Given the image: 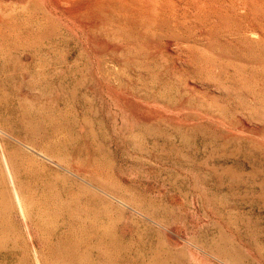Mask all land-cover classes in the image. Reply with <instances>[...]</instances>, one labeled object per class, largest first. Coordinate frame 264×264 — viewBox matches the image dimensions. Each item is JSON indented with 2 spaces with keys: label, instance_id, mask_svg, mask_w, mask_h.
Masks as SVG:
<instances>
[{
  "label": "rangeland",
  "instance_id": "obj_1",
  "mask_svg": "<svg viewBox=\"0 0 264 264\" xmlns=\"http://www.w3.org/2000/svg\"><path fill=\"white\" fill-rule=\"evenodd\" d=\"M134 1L0 0V264H264V0Z\"/></svg>",
  "mask_w": 264,
  "mask_h": 264
},
{
  "label": "bare ground",
  "instance_id": "obj_2",
  "mask_svg": "<svg viewBox=\"0 0 264 264\" xmlns=\"http://www.w3.org/2000/svg\"><path fill=\"white\" fill-rule=\"evenodd\" d=\"M111 1V0H110ZM134 1V0H133ZM124 2V1H123ZM126 2V1H125ZM135 2V1H134ZM141 1H139L138 3H140ZM101 3V2H100ZM107 3V2H106ZM110 3V2H109ZM131 2H129L128 4H130ZM127 4V3H126ZM102 5V4H101ZM101 5H99V6H101ZM139 5V4H138ZM145 5V4H144ZM158 5V4H157ZM97 6H98V4H97ZM96 6V7H97ZM102 6H104V4L102 5ZM101 6V7H102ZM105 6H106V4H105ZM104 6V7H105ZM150 6V5H149ZM103 7V8H104ZM111 7H112V4H111ZM118 7V6H117ZM120 7V6H119ZM124 6H122V8H123ZM134 7H135V5H134ZM141 7V6H140ZM153 7V6H152ZM129 8V7H128ZM141 8H143V5H142V7ZM148 8V7H147ZM155 8V7H154ZM159 8V7H158ZM106 9V8H105ZM114 9H115V7H114ZM112 10V11H114L115 12V10ZM124 9H125V7H124ZM130 9V8H129ZM146 9V8H145ZM145 9H143L144 11H145ZM126 10V9H125ZM124 10V11H125ZM142 9H141V11H143ZM159 10V9H158ZM100 11H102V10H100ZM124 11H120V12H123V15L126 13V12H124ZM118 12H119V8H118ZM129 12V11H128ZM132 12V11H131ZM135 12H137V10L135 11ZM146 12V11H145ZM145 12H143V14L145 13ZM155 13H156V11H154ZM104 13V12H103ZM111 13V12H110ZM109 13V14H110ZM142 12H140V14H141ZM105 14H107V13H105ZM133 14H134V12H133ZM133 14H131V15H133ZM137 14V13H136ZM102 15V14H101ZM119 14H117V16H118ZM126 15V14H125ZM137 15H139V14H137ZM155 15V14H154ZM156 15H158V14H156ZM108 16V15H107ZM120 16V15H119ZM119 16H118V18H119ZM127 16V15H126ZM143 16V15H142ZM147 16V15H146ZM151 16V15H150ZM137 17V16H136ZM139 17V16H138ZM137 17V18H138ZM152 17V16H151ZM111 18H114V16H112ZM110 18V19H111ZM149 18V17H148ZM154 18V17H153ZM158 18V17H157ZM138 19H141V18H138ZM143 19V18H142ZM145 19V18H144ZM155 20V19H154ZM135 21V20H134ZM142 21V20H141ZM146 21V20H145ZM105 22V21H104ZM138 22V21H137ZM143 22V21H142ZM154 22V21H153ZM137 24V23H136ZM139 24V23H138ZM152 24H154V23H152ZM151 24V25H152ZM140 27V26H139ZM147 27H149V25L147 26ZM104 28V27H103ZM145 28V27H144ZM142 29V28H141ZM147 29V28H146ZM2 140V139H1ZM1 142V141H0ZM2 146V145H1ZM4 147V146H3ZM1 159V158H0ZM2 159H3V162H4V166H5V168H6V171H7V175H8V178H9V181H10V184H11V190H12V193H13V195H14V197H15V200H16V203H17V206L19 207V209H20V211H21V213H22V215H23V217H25V210H26V205H27V201H26V197L24 196V194L22 193V190L20 189V187H19V185H18V183H17V180H16V177H15V175H14V172H13V170H12V166L10 165V161H9V159H8V157H7V154H6V152L3 150V152H2ZM3 172V171H2ZM6 173V172H5ZM6 175V176H7ZM5 176V177H6ZM1 177V176H0ZM6 179V178H5ZM7 180V179H6ZM7 182V181H6ZM8 183V182H7ZM12 197V196H11ZM25 225H26V227H29V225H28V223L27 222H25ZM31 226V225H30ZM32 229V228H31ZM30 230V229H29ZM35 234V233H34ZM36 237V236H35ZM35 239V238H34ZM33 239V240H34ZM34 243V242H33ZM36 259H37V263L38 264H40V257L38 258V257H36Z\"/></svg>",
  "mask_w": 264,
  "mask_h": 264
}]
</instances>
